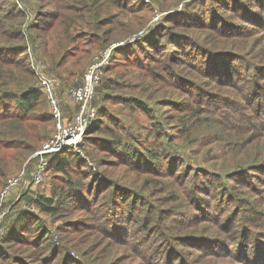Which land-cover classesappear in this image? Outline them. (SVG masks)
I'll use <instances>...</instances> for the list:
<instances>
[{
  "label": "rangeland",
  "instance_id": "1",
  "mask_svg": "<svg viewBox=\"0 0 264 264\" xmlns=\"http://www.w3.org/2000/svg\"><path fill=\"white\" fill-rule=\"evenodd\" d=\"M90 2L92 0H0V43L20 41L8 39L4 34L5 27L13 24L11 21L19 20L26 34L29 32L26 27L31 28L30 33L37 41L34 48L27 47L29 58L12 52L5 55L22 57L31 69H44L55 79V92L64 116L70 117L74 111L68 98L69 88L78 83L95 55L112 46L91 98V104L101 111V117L94 122L91 120L80 150L69 152L73 154L69 156L66 171L55 169L54 162H48L51 155L46 156L42 181L31 186L20 183L14 187L9 200L1 203L0 233L15 223L19 211L27 210L33 212L29 228L40 219L47 237L38 239L28 231L26 236L30 241L17 244L18 248L12 245L8 250L23 249L17 254L23 264H63L68 258L77 260L76 264H240L234 255H224L226 248L222 246L228 242L236 245L238 240L240 243L244 231L245 237L249 231L264 234V113L260 122L247 124L250 136L244 142L251 150L248 158L244 155L240 160L231 153L225 154L234 143L232 137H220L211 142L208 139L207 133L221 135L220 125L213 117L208 122L194 124L198 115L190 117L176 110L193 97L199 99L198 90L193 89L191 95L166 86L167 81H177L182 89L188 85L171 76V68L196 78V82L204 81L213 92L232 96L240 91L245 93L253 81L264 85L263 69H244V65L250 63H264L260 60L264 53L261 4L264 0H130L133 32L124 36L123 26L114 25L118 38L102 46H90L78 37L100 36V30L85 22H95V14L101 18L112 11V8L102 9ZM7 8L15 13L6 14L4 9ZM207 25L214 28L204 27ZM68 33L77 35L74 47L62 44ZM150 33L151 42L145 43L141 38ZM203 45L225 46L229 52L219 50L222 51L219 55L211 52L204 55ZM87 49L89 51L85 52ZM153 60L159 64L151 66ZM188 62L192 63L191 67L186 65ZM205 63L206 71L204 68L195 70ZM238 67L240 70L230 81L238 83L239 87L217 85L219 79L226 80L222 73H230ZM143 71L154 74L147 78ZM34 83L39 86L35 75ZM250 96L259 99L262 94L253 89ZM135 97L148 103L144 112L141 110L145 104L133 100ZM41 99L50 114L49 101L43 93ZM50 124L49 135L53 120ZM176 132L178 134L174 135ZM112 135L120 141L116 142ZM210 145L215 150L210 149ZM38 147L25 153L21 166L8 170L5 175L0 163V188L8 177L21 169L29 175L39 160V156L34 155ZM134 150L139 153L136 155L139 159L128 154ZM76 153L79 158L75 157ZM151 155L153 161H149ZM116 159L128 163L109 166L107 160ZM137 163L143 172L135 181L132 180L136 175L133 165ZM249 163L256 166L247 165ZM123 167H126L123 172L126 178L122 181H130L129 185L139 190L152 217L147 226L130 227L127 242L117 236L115 243L106 233L111 230L104 229L101 223L105 218L106 226L118 215L117 209H121L109 204L113 202L107 197L112 183L107 178L117 179ZM176 167L179 170H175ZM90 170L92 173L88 175ZM214 171L221 177H215ZM193 173L198 176L194 185L205 187L197 195L191 183ZM67 179L82 184L78 189L84 197L73 203L60 200L55 204V214L37 212L36 198L58 195L60 186L67 187ZM102 184L109 185L108 189L102 191L98 187ZM93 193L99 194L96 202ZM223 211L226 212L221 215ZM166 216L169 219L166 220ZM127 233L125 229L118 232L120 237ZM209 239L215 244L206 250L204 242ZM55 248L58 253L53 257ZM257 264H264V253Z\"/></svg>",
  "mask_w": 264,
  "mask_h": 264
},
{
  "label": "trees",
  "instance_id": "2",
  "mask_svg": "<svg viewBox=\"0 0 264 264\" xmlns=\"http://www.w3.org/2000/svg\"><path fill=\"white\" fill-rule=\"evenodd\" d=\"M129 2L130 0H92V2H90L92 5L101 7L102 9L112 8V11L103 14L101 18H97L95 14L93 17L95 18V22H93V20L85 22L87 25H94L93 28L100 30V36L87 39L81 38L80 35H78L80 40L83 43H89L90 46H102L104 44H107V42H109L110 40L118 38L113 31L114 25H117V27L123 26L122 28L126 30L124 36L129 33H132L134 30L132 25L130 24V21L132 19H129L131 16L130 12L132 13V5ZM261 4H263L262 6L264 8V2ZM4 10L6 11V14L15 13L11 10V8H7ZM32 11L34 12L35 9L33 8ZM214 12L215 11L212 10V13ZM114 17L116 20L114 19ZM15 20H17V18H15ZM11 22L13 24L7 25V27H5L4 34L8 39H19L20 41L12 43H0V163L2 164V168L4 169L3 175H5L8 170L16 169V167L21 166L25 153L33 151L37 148L38 145L39 147L41 146L40 143H42L44 139H47L49 137L48 127L49 125H51L50 122H52L53 120V117H50L52 116V114L50 113V115L49 112L45 109L46 107L41 99V95L42 93L44 95V92L41 90L40 86L35 85L34 83V75L36 76L35 71L31 69V66L25 63L23 59L30 57V55L27 53V47L31 46L34 48L37 41L33 33H30L31 28L26 27L29 30V32L26 34V32L24 31V24L20 20ZM204 27L214 28L213 25H207ZM216 29L217 27L215 25V30ZM150 35L151 33L141 39H144L145 43H150ZM220 37L224 38L223 35H221ZM77 41V35H71V33H68V35H65L62 44H66L68 47L69 44H72L70 46L74 47V44L77 43ZM135 42L137 43V41ZM62 47L64 48L66 46ZM121 50L120 52H122ZM202 50L204 55L209 54L210 52L219 55L222 52L219 50H225V52H229V49H227L225 46L215 48L203 45ZM88 51L89 49H87L85 52ZM8 52H12V54H20L23 56V58L6 56L5 54ZM71 56H73V53H71ZM263 59L264 53L261 54L260 60L264 61ZM190 62L186 63V65L188 64L189 67L192 66V63ZM154 63L159 64V61H151V66H154ZM244 66V69L252 67L254 71L257 68L264 70V63H259L257 65H253L252 63H250L249 65ZM202 68H204L206 71L207 63H205L203 66H197L195 70L201 71ZM238 70H240L239 67L236 68V70L231 71L230 73H222V78L226 80L219 79L217 85L219 86L220 84H226L231 85V87L235 88L239 87L240 85L238 83L230 81V77L236 76ZM166 71L169 72V67ZM142 73L147 78L154 74L148 71H146L145 73L143 71ZM139 74L140 76H142L141 73ZM170 75L175 77L176 80H181L187 83L188 85L185 89H182L180 88V85H178L177 81H167L166 87L169 88L170 86L175 91H181L185 94L191 95H193V89H196L199 92L198 94L196 93V97H198L199 99L193 97V99H191L190 101H186L184 104L177 106L176 110L179 112H183V114H188V116L190 117L192 116V114L198 115L195 119L196 121H194V124L208 122L210 120V117H213V121L217 122L220 125L221 135L207 133V136L209 138L205 134L204 136H206L210 140V142L213 140H218L220 139V137H232L234 139V143L230 147V149L226 150L225 154L231 153L232 156L240 160H243L244 155L248 158L251 147L246 145L244 142L245 139L250 136V133L247 130L246 126L248 123L253 124L257 120L259 122L261 120V116L264 113V102L261 101L262 99H264V85L259 81H253V83L248 87V89H246L245 93H242L240 91L236 93L235 96H232L220 92H213L212 89H209V87H207L204 81L196 82L194 81V79L196 78L185 76L181 74V71L178 69L171 68ZM168 76L166 77L168 78ZM206 76L207 74L205 72L204 77L206 78ZM155 78H157V76H155L154 79ZM12 84L13 87L11 86ZM253 89L254 91H260L262 97L259 99H257L256 97L252 98L250 96V92L253 91ZM167 96L169 97V95ZM133 100L138 101L136 97ZM220 100H222V103ZM138 102L140 103L141 100H139ZM141 104H145V107L141 110V112H144L145 108L148 107V103L143 100ZM100 113L101 111H99V109H97L96 107V113L92 119L93 122L96 121L97 118L101 117ZM183 126L185 125L183 124ZM216 130L218 129L216 128ZM195 132V129H193L192 134H194ZM157 134L158 133H156L155 136ZM177 134L178 133L176 132L174 135ZM114 136L115 135H112L113 138H116L115 141L119 142V138L117 136ZM224 143L225 140L222 139V144ZM220 146L222 148L221 144ZM210 149L215 150L213 148V145H210ZM71 151L75 150L64 149L62 151L51 154V157L48 159V162H54L55 169L66 171L65 167L69 161V156L73 154L69 153ZM199 151L200 148L197 147V152ZM128 154H130V157L132 158L134 157L135 159H139V157L136 156L137 154H139L137 150L128 151ZM75 157L79 158L80 156L76 153ZM149 157V161H153L152 155ZM107 161L110 164L109 166H119L128 163V161L123 162L121 159ZM247 165L256 166L255 163H249ZM133 168L135 170L136 175L132 180L137 181L139 174L143 172V170L139 168V163L134 164ZM125 170L126 167H123L117 179H113L110 177L107 178V180L112 183V189L108 191L107 197L110 198L113 202L109 204L115 209H121H117L118 215L111 219L106 226L104 224L105 218L103 219L101 225L104 229L111 230L107 231L106 233L109 234V236H111L112 238H114L115 243H117V236L119 240L127 242L126 237L129 234L128 229H130V227L136 229L138 226H141V224H143V226H147L149 218L152 217L147 211L145 201L146 199L142 198L139 190L129 185L130 181H122L126 178L123 173ZM175 170L179 169L176 167ZM91 173L92 172L90 170V173H88V175H91ZM218 174L219 173L217 171H214L215 177H221ZM197 178L198 176L194 174V177L191 179L193 189L197 190V192L194 193L196 195L198 193L203 192L202 188H205L203 186L198 187L197 185H194V182L197 180ZM6 180L4 184L6 183ZM66 181L67 187L64 189L63 186H60L59 191L57 193L58 195H40L36 198V200L34 201V205L37 209V212L45 211L55 214L57 212L54 211L56 209L55 204L59 203L60 200L62 202L73 203L77 202L78 198L84 197L83 194L79 192L81 189H78V187L82 185L80 182L73 181L71 179H67ZM90 182L88 184H90ZM92 183V185H94L95 180H93ZM104 185L105 184H102L98 187H100L102 191L107 190L109 185ZM2 187L3 185L1 186L0 190L2 189ZM94 194L96 196L95 198H97L95 199L96 202L98 200L99 194L93 193V195ZM225 212L226 211H223L221 215ZM32 213L33 212H29L27 210L19 211L16 216L15 223L11 225L9 229L5 230L3 233H0V264H23L20 263V255H17L22 252L23 249H13V251H9L8 248H10V246L12 245L13 248H18L15 247L17 246V244L22 242L27 243V241H30L26 236L27 233H29L30 231H32L33 234L38 237V239L43 240L45 239V237H47L48 232L40 219L37 221V224H35L34 227L29 228L31 224L30 215ZM132 218L134 220L133 222L131 221ZM165 219H169V216H166ZM117 228L119 231L125 229L128 233L124 235L125 237H120ZM243 233L244 235L240 237V243H238V240V242H236V245L228 242L224 246H222V242L219 240L221 246L226 248V251H224V255H226L227 257L229 255H234V257L238 258L240 264H257V262L263 258L264 234H257L254 231H249V234L245 237V231ZM250 238H252L251 241ZM212 241L213 239H209L207 242H204V247L206 248V250L211 244H215V241H213L214 243ZM249 242L252 243L250 244ZM248 245L250 248L248 247ZM55 250L56 252H54L53 257H55V255H57L58 253V250L56 248ZM76 261L77 260L68 258L64 261L63 264H76Z\"/></svg>",
  "mask_w": 264,
  "mask_h": 264
},
{
  "label": "built area",
  "instance_id": "3",
  "mask_svg": "<svg viewBox=\"0 0 264 264\" xmlns=\"http://www.w3.org/2000/svg\"><path fill=\"white\" fill-rule=\"evenodd\" d=\"M117 45L119 44L117 43ZM111 48L112 46L95 55L78 83L69 88L68 98L74 106L73 114L70 117L64 116L59 107V100L55 92V79L48 76L44 69H35L38 84L49 101V110L53 117V130L49 137L41 143V146L35 150L34 155L39 156V160L34 164L29 175L26 174L25 169H21L18 173L7 178L0 190V206L2 202L6 203L9 200L14 187L20 183L24 186H31V184L42 181L43 170L47 163L46 156L64 149L80 150L85 130L96 113V106L91 104L94 88L101 78L102 69L108 61ZM0 212H3L1 208Z\"/></svg>",
  "mask_w": 264,
  "mask_h": 264
},
{
  "label": "water",
  "instance_id": "4",
  "mask_svg": "<svg viewBox=\"0 0 264 264\" xmlns=\"http://www.w3.org/2000/svg\"><path fill=\"white\" fill-rule=\"evenodd\" d=\"M136 36H138V34H136Z\"/></svg>",
  "mask_w": 264,
  "mask_h": 264
}]
</instances>
